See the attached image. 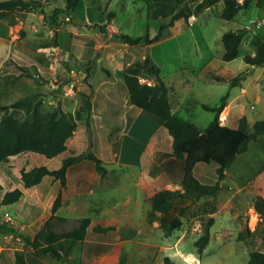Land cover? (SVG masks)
<instances>
[{
  "label": "rangeland",
  "instance_id": "rangeland-1",
  "mask_svg": "<svg viewBox=\"0 0 264 264\" xmlns=\"http://www.w3.org/2000/svg\"><path fill=\"white\" fill-rule=\"evenodd\" d=\"M156 1L79 0L74 11L68 13L62 10L54 19L50 16L54 8L50 9L46 1L39 0V6L13 10L5 17L0 16V106H7L33 93L42 99L45 109L59 103L64 110L82 111L83 98L89 97L91 101L89 124L86 125L84 119L77 120L63 152L47 158L41 153L25 150L0 162V223L3 224V228L0 227V264H16V251L22 253L25 264H67L48 254H35L24 240V236L31 237L48 217L58 190H61L62 204L56 212L66 220L59 222L57 229H68L77 224L79 218L90 217L85 238L75 243L69 254L71 264H112L120 252L125 251L116 243L118 234L131 239L132 243L125 264H246L250 250L264 251V220L259 218L253 207L259 192H256V184L252 180L257 174L258 186L264 192V135L250 141L248 148L238 154L233 165L228 167L229 175L216 196L217 213L210 226L209 241L198 253L194 240L201 233V223L206 216L187 213L182 218L181 227L174 230L168 229V222L176 209L164 215L158 214L156 220L148 222L145 213L149 201L143 199L144 194L136 184L142 170L151 172L157 169L151 166L160 162L161 152H164L153 151L151 143H147L149 137L161 140L168 136L161 119L132 105L133 111L124 119L128 122V128L124 130L122 118L114 114L110 117L109 113L103 111L101 90L96 92L94 89V84L105 75L104 67H110L109 59L100 54V50H92L86 40L77 36L72 47L76 55L69 51L70 30L90 31L91 24L85 26L84 23H77L88 17L98 22L97 32L100 19H113L114 26L119 29L115 35L121 42L125 41L119 35L124 33L142 36L148 32L151 36L158 24L168 21L172 14L164 19L147 17L148 5ZM163 1H167V11H173L176 1ZM187 1L191 14L196 17L193 21L189 16L186 20L178 19L169 32L150 48L143 42L129 43L127 47H135L142 52L145 50V55L148 53L160 67V77L166 82L174 80L179 85L185 79L193 82L189 89L177 94L181 105L174 110L199 127L205 126L213 117V112L203 108L202 104L218 103L220 97L227 93L229 100L235 95L236 98L231 103L230 114L227 115L226 111L222 113L226 116L223 124L236 126L241 112L249 123L264 119V64L254 66L243 60V55L249 53L246 50L251 45L255 48L256 38L262 39L264 8L259 7L255 0H250L233 19L224 20L219 15L222 0L213 6H207L205 0ZM59 5L63 6L64 2ZM109 12L113 13L108 16ZM77 24L78 28L75 27ZM234 27L247 29L238 54L225 61L221 58V35ZM248 28L258 29L261 34L257 35L252 29L248 31ZM210 57L213 58L212 65L224 80H216L208 75L206 78L200 71L204 61ZM141 59L136 53L133 61ZM93 62L96 66L93 76L95 83L90 73L85 79ZM15 64L26 67V72L19 75L21 70ZM115 72L122 73L119 69ZM233 77L242 80L246 93H241L237 84L230 83L229 79ZM140 80L150 82L145 77ZM114 89L117 98L122 99V86ZM2 113L0 111V116ZM161 141L163 147H167V143L163 139ZM87 150L101 158L106 167L105 175L100 176L89 160L81 159L70 167L64 187H60L59 181L49 175L43 176L36 185L23 186L21 168L30 169L40 164L56 168L63 157ZM139 162L145 166L139 167ZM168 162L165 164L172 174L167 179L180 186L179 165ZM214 165V162L198 163L196 175L205 181H214ZM249 173L248 182L238 183V186H242L239 191L234 192L233 187L229 188L234 186L232 176H246ZM154 176L158 182L153 189L167 185L166 177ZM15 187L20 188L23 195L15 202L1 203L3 193ZM107 222L114 224V229L101 233L91 229L95 223ZM140 242L142 245L139 247ZM188 253L194 256L193 259L187 257ZM165 256L169 258L168 263L164 261Z\"/></svg>",
  "mask_w": 264,
  "mask_h": 264
},
{
  "label": "trees",
  "instance_id": "trees-1",
  "mask_svg": "<svg viewBox=\"0 0 264 264\" xmlns=\"http://www.w3.org/2000/svg\"><path fill=\"white\" fill-rule=\"evenodd\" d=\"M173 11H167V1L158 0L148 5L147 17L164 19L170 13L168 21H162L156 31L150 36L145 32L142 36L120 34L119 37L128 43L143 42L149 44L160 40L169 31L174 23L183 18L186 20L191 14V6L187 0H175ZM207 6H213L219 0H205ZM63 6H55L50 14L56 19L60 11L72 12L76 9L79 0H63ZM223 7L220 17L231 20L237 12L245 7L250 0H222ZM256 4L264 8V0H255ZM39 0H0V16L5 17L13 10H28L39 6ZM113 12H109L110 16ZM245 27L228 29L221 35L223 52L221 58L231 60L238 54L241 40L246 33ZM243 60L250 65L264 64V40L256 38L253 53H245ZM15 66L24 74L26 67L20 64ZM216 80H224L218 74H210ZM89 72H86V78ZM145 77L150 82L141 81ZM123 83L126 88L129 102L138 108L158 116L163 126L171 136V151L161 152L160 162L164 169H168L167 161L179 165L180 188H163L155 191L149 197V207L146 211V220L153 222L157 215L167 214L176 209L168 222V229H179L182 218L188 214L205 215L201 223V233L194 240V246L201 253L210 238V226L214 223L212 215L216 211V196L222 188V182L226 176L225 170L232 164L238 154L248 148L250 141H255L260 135H264V119L249 123L245 115L237 119L236 126H229L219 122V113L226 104V96H222L214 105L202 104V107L213 112L212 119L203 127H199L192 120L179 116L173 109L169 99V87L160 77V67L147 53L143 59L134 60L125 65L122 71ZM239 77L230 78L231 84H235ZM90 85L89 82H87ZM83 109L74 112L64 110L59 103L49 109L42 105V99L35 93L24 95L7 106H0L3 113L0 116V162L7 161L8 157L21 151L29 150L43 154L47 158L56 156L66 149V141L71 137L78 119H84L89 124L91 101L89 97L82 100ZM83 112H85L83 114ZM81 159L91 162L95 172L100 176L105 175L106 167L101 158L93 151L87 150L80 154L68 155L61 159L56 168H49L44 164L35 165L30 169H20V178L24 187L38 184L45 175L59 181L60 187H64L70 167ZM168 162V163H169ZM198 162L216 163V181L203 183L193 173V167ZM1 188V184H0ZM23 192L15 187L6 190L1 203L7 204L17 201ZM61 190L54 197L50 213L43 221L39 229L30 237L24 236L25 242L33 249L35 254L50 255L52 258L71 264L69 254L75 243L85 238L90 217L79 218L78 223L68 229H57V224L66 220L57 214V209L62 204ZM203 199L201 202L200 200ZM253 207L261 220H264V198L257 195ZM3 228V224L0 223ZM91 229L101 233L114 229V225H101L95 223ZM168 257L164 261L168 263ZM16 264H25L22 253L15 252ZM125 252H120L118 258L112 264H124ZM78 264H82L78 262ZM246 264H264V251L250 250Z\"/></svg>",
  "mask_w": 264,
  "mask_h": 264
},
{
  "label": "crops",
  "instance_id": "crops-1",
  "mask_svg": "<svg viewBox=\"0 0 264 264\" xmlns=\"http://www.w3.org/2000/svg\"><path fill=\"white\" fill-rule=\"evenodd\" d=\"M42 1H46L47 2L46 5H48V7L50 9L51 8L53 9L55 6H58L60 3L63 2V0H51V1L50 0H41V2ZM41 2H40V4H41ZM195 18L196 17L194 15L193 20ZM100 20H101L100 21V24L101 25L98 28V32L96 31L97 30L96 27H97V23L98 22L97 21H94L92 19V17H88L84 21L77 22V23H81V24L84 23L85 26H87V25L90 26V24H91L90 31H88L86 33V32H81L78 29L70 30L72 33H71L69 51L71 52L72 55L73 54L76 55V53L73 51L72 47H73V44H74L73 41L75 39V36H77V38L79 37L81 39L86 40L85 42L89 43V47H91L92 50H94V51H99L100 50V54H104V56L107 59H109L110 67L109 68H105L104 67L103 70H105V75L103 76V78L99 79V81H97L95 83V81L93 79V76H94V68L96 69V66L94 65L95 62L91 63V66L89 68V73H90L91 79H93V82L95 83L94 84L95 91L97 92V90H99V89L101 90L100 91L102 93V96L101 97H102V101L104 102L103 111L109 113V116L110 117H112L113 114H114V115H118L119 118H122L123 119V122H122L123 123V128L125 130L126 128H128V122L125 121L127 119L126 116L129 114V112L133 111V108H132L133 106L129 102L128 94H127L126 88H125L124 83H123V80H122V73H121V75L118 74V73L116 74L115 71L117 69H119L122 72L123 67L125 65L129 64L131 61H133V59L136 57V53H137V55H138L139 58H141V57L143 58L145 56V50H144V52H142L141 50H139L140 51L139 52L138 49L135 48V47H133V48L127 47V45L129 43L121 42L120 40H118V38L116 37L115 33L119 32V29H117L116 26H114L113 19L107 18L106 21L104 19H100ZM193 20H191V21H193ZM75 27L78 28V24ZM235 28L236 27H234L233 29H235ZM104 29H105V33H103V30ZM251 29L253 30V32H256L257 35H258V33H259L258 32V29L248 28V31H250ZM124 34H126V33H124ZM260 34L261 33H259V35ZM261 38H262V40H264V34L263 35L261 34ZM153 43L154 42L149 43L147 45V47H149V48L152 47ZM121 45H123V46H121ZM137 45L139 46L140 44H137ZM132 50L134 52H132ZM246 52L253 53L254 52V47L251 45L246 50ZM99 59H101V57H99ZM212 59L213 58H211V57L209 59H206L204 61L203 65H202L201 69H200V71L203 72V75H205L206 78H208L207 75L208 76H211L210 75L211 73L218 74V75H221L222 76V74L219 73L218 69H216V67H214V65H212ZM80 60H84V58L83 59H80ZM116 66H118V67H116ZM166 84L169 87V99L171 101L172 109L174 110L175 107H178V106L181 105L180 97L177 94L179 92H182L183 90H185L187 88L189 89L193 85V82L190 81V80H188V79L187 80L185 79L183 82H181L180 85L178 84V81H174V80L171 81V82H168L167 81ZM235 84H237L239 86V91L241 93H246L247 89H246L245 86L242 85V80L241 79H240V81L236 82ZM119 85L122 86V89L124 90V97L122 99H118L117 98L116 92H115V89H114L116 86L119 87ZM225 96H226V99H225L226 100V104L224 105V107H223V109L221 110L220 113L222 114L224 111H226L227 112V115H229L230 114V109H231V103L236 98V95L233 98H231L230 100L227 98L228 93ZM192 100L193 101H196V99H192ZM240 114L243 115L242 112ZM160 122L162 123V120ZM261 136L262 135H260L259 137H261ZM155 138L156 139L154 140L153 137H151V138L149 137V139L147 140V143H151V149H153V151H155V150L166 151V152H170L171 151V136L169 134H168L167 137H163L162 138L164 140V142L167 143V147H163L162 141H161L162 139L160 140L158 137H155ZM234 161L232 162L231 165H233ZM198 163H200V162H198ZM198 163H196L194 165V167H193V173H194V175L201 182H203V183H208V182L214 183L216 181V178H215L214 181L211 182V181H205V180L201 179L198 175H196V168H197V164ZM138 165H139V167L145 166V164L143 162H139ZM153 166H156L157 169H155L154 171H151V172L149 170L148 171L142 170V176H140L139 181L136 182L137 186L139 187V189L144 194L143 195V199L146 198V199L149 200V197L152 196L153 193L155 191L159 190V189H163V188H171V189L180 188V186H178L177 183L172 182V180L170 178L167 179L168 176H169V174H172V173H170L171 172L170 171V168L164 169V167L162 166L161 162L155 163L151 167H153ZM212 167H213V169L215 171L216 165H214ZM227 169L225 170L226 176L229 175V172H228ZM155 174H158V175H161V176L166 177V179L168 180V183H167V185L165 187H159L157 189H153V186L155 185V183L158 182V180L154 176ZM256 175L252 179L255 182V184H256L255 190H256V192H259V195H261L264 198V192L262 191V188L260 186H258V182H257V179H256ZM226 176H225V178H226ZM250 176H251L250 173L248 175H246V176H238V175L235 174L234 176L231 177V182L234 184V186L231 185V186H229V188L230 187L231 188L233 187L234 192L239 191L242 188V186L241 185L238 186V183H241V182H244V181H247L248 182ZM225 178H224V180L222 182V186H224V183L226 181ZM219 209H221V206L218 207V210ZM216 213H217V211L214 212L212 215L215 217V214ZM101 225H114V224H112L110 222H107L106 224H101ZM250 228L253 229V227H250ZM116 238H117L116 239V243L119 244V247H123L124 250H125L124 252H126V261L125 262H127L128 261V250H131V245H132L131 239H128L127 237H123L120 234H118ZM141 245L142 244L140 242L139 243V247ZM144 245H148V244H145L144 243ZM188 256L190 258H193L194 257V256H192L189 253H188L187 257Z\"/></svg>",
  "mask_w": 264,
  "mask_h": 264
},
{
  "label": "built area",
  "instance_id": "built-area-1",
  "mask_svg": "<svg viewBox=\"0 0 264 264\" xmlns=\"http://www.w3.org/2000/svg\"><path fill=\"white\" fill-rule=\"evenodd\" d=\"M237 1H238V2L240 1V3L243 2V0H242V1H241V0H237ZM193 18H194V15L191 14V15L189 16V19H190V20H193ZM225 119H226V116H225V115H222L221 113H219V122H220L221 124L225 123Z\"/></svg>",
  "mask_w": 264,
  "mask_h": 264
},
{
  "label": "bare ground",
  "instance_id": "bare-ground-1",
  "mask_svg": "<svg viewBox=\"0 0 264 264\" xmlns=\"http://www.w3.org/2000/svg\"><path fill=\"white\" fill-rule=\"evenodd\" d=\"M222 115H224V114H222ZM193 259V258H192Z\"/></svg>",
  "mask_w": 264,
  "mask_h": 264
}]
</instances>
